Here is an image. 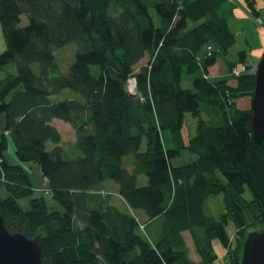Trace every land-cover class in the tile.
Here are the masks:
<instances>
[{
	"label": "trees",
	"instance_id": "obj_1",
	"mask_svg": "<svg viewBox=\"0 0 264 264\" xmlns=\"http://www.w3.org/2000/svg\"><path fill=\"white\" fill-rule=\"evenodd\" d=\"M227 2L0 0V69L16 65V74L0 79V215L11 233L40 234L42 264H196L185 232L198 264H215L214 241L228 264H241L247 234L264 228V138L254 142L250 108L236 107L252 96L254 73L208 75L236 41ZM245 3L258 16L256 0ZM66 46L75 48L74 60L62 72L55 52ZM246 57L242 50L237 61L225 59L229 72ZM132 77L135 95L127 90ZM233 78L236 86L228 84ZM186 114L196 119L188 143ZM53 119L74 130L77 157L65 156ZM9 140L17 162L37 166L48 195H36L28 172L7 161ZM183 151L196 158L174 164ZM106 182L143 223L112 205L111 194L99 196ZM220 195L223 211L214 216L207 203Z\"/></svg>",
	"mask_w": 264,
	"mask_h": 264
},
{
	"label": "rangeland",
	"instance_id": "obj_2",
	"mask_svg": "<svg viewBox=\"0 0 264 264\" xmlns=\"http://www.w3.org/2000/svg\"><path fill=\"white\" fill-rule=\"evenodd\" d=\"M255 6L257 9H259V7H263L264 6V0H257V4ZM233 8H231L228 5L225 8L224 14L231 13L230 11H233ZM262 12H264V11H262ZM22 23L24 25L27 23L26 19L24 17L22 18ZM242 26L246 29H249V30H253L254 28H256V26L253 23H251V21H249V20L237 21V20L231 18V28L234 32L237 33L235 36V39H236L235 44L231 48V50L229 51L226 58L219 57L217 59L216 65L210 71V75H209L210 78H219V77H225V76L229 75L230 72L228 70L229 69L228 66L226 65L225 59H227L228 61H232V62L237 61L238 60V52H240L242 50L247 51L248 54L249 53H251L253 55H260L261 54V50L259 49V45H261V43H262L261 35L258 38V37H253L252 35L249 34V35H247V38L245 40L244 36L242 35V32H241ZM238 33H240V34H238ZM5 49H6V43H5V39L3 36L1 24H0V54L3 53L5 51ZM74 52H75V48L73 46H66L63 49L57 50L55 52V55L58 59V63H59V66H60V69L62 70V72H65L67 70L68 66L74 60L73 59L74 58ZM148 61H149V57L145 56L136 65L135 71H138L141 66L146 65L148 63ZM36 68H37V66H35V70H36ZM91 72L94 76H96L98 74V68L96 66H93L91 68ZM6 74H16V65L14 63L7 65L2 70L0 69V79L2 77H4ZM228 84H230L231 86H236V80L233 78L228 82ZM183 86L184 87L187 86L186 82H183ZM65 94L68 95L67 92ZM65 94H62L61 97L64 98ZM67 95H66V97H67ZM71 95H75V94H71ZM250 102H251V97L241 98L237 101L236 107L240 108V109L241 108L242 109H248V108H250ZM201 117H202V119L211 122V118H213V115H211L209 117L206 113L203 112V113H201ZM60 122H62V121H60ZM60 122L57 121V123H56L57 128H59V126H58L59 124H62ZM3 127H4V116L2 114H0V134L3 131ZM195 128H196V119L193 118L190 114H186L185 119H184L183 128L181 130V137L185 143H188V140L194 135ZM60 132L59 133H60L61 139H62L61 146L64 149L65 156L67 158L77 157L79 155V152H78L77 147L75 145L76 138H75L74 130L71 127H68L67 129H64V128L61 129ZM167 135L168 134L166 133L165 136H167ZM50 148H51V145L49 143L48 149H50ZM5 155L9 161H11V160L15 161L14 146L10 140L8 141V146H7V150H6ZM195 158L196 157L194 155L188 153L187 151H183L180 157L173 160V163L174 164L188 163V162L194 160ZM16 163L19 164L22 168H24L28 172V174L32 177L33 181L37 184V186L33 185V187L35 189V194L36 195L39 194L40 196L41 195H43V196L48 195L47 194L48 193V187H47L46 181L43 180V182H44L43 183L36 176L35 171L38 170L37 166L32 165V164H27V163H19L17 161H16ZM0 181H2V180H0ZM145 184H146V179L144 177H140L139 182H138V186H143ZM114 185L115 184L113 182H106L104 184L102 191H101L102 193L99 196L104 198V197H106V195L111 194L112 197H111L110 203L112 205L114 204L121 211H125L127 213L132 214L133 216L137 217V219L139 220L140 223H143L145 216L139 211L130 210L128 208V206L118 196V193H117L118 190L115 188ZM5 194H6L5 191L1 190V195L4 196ZM245 196L247 198L250 197L248 194V191H246ZM25 200H28V199H24V200L20 201L22 206L25 205L24 204V202H26ZM46 201L50 205L51 209H54V210L57 209L60 211L62 210V208L58 204L50 201V199L48 197L46 198ZM207 208L209 209V211L214 216H217L221 211H223L222 196L220 195V196L213 197L212 199H210V201L207 204ZM235 231H236V226L234 225V223L230 222L227 226L228 235L231 238L234 237ZM251 231H252V229H251ZM37 235H40V234H36L35 236H37ZM184 237H185V240L187 242L188 249H189V258L196 264L200 263L201 259L199 258L198 254L196 253V249H195V246H194V243H193V240H192L190 234L188 232H185ZM213 247H214L215 253L217 255V260L215 261V264H228V261L226 259L227 251L221 246V244L218 241H214Z\"/></svg>",
	"mask_w": 264,
	"mask_h": 264
},
{
	"label": "water",
	"instance_id": "obj_3",
	"mask_svg": "<svg viewBox=\"0 0 264 264\" xmlns=\"http://www.w3.org/2000/svg\"><path fill=\"white\" fill-rule=\"evenodd\" d=\"M251 96V131L256 144L264 138V52L254 73ZM41 236L27 238L7 230L0 215V264H42ZM241 264H264V229L251 231L243 243Z\"/></svg>",
	"mask_w": 264,
	"mask_h": 264
},
{
	"label": "crops",
	"instance_id": "obj_4",
	"mask_svg": "<svg viewBox=\"0 0 264 264\" xmlns=\"http://www.w3.org/2000/svg\"><path fill=\"white\" fill-rule=\"evenodd\" d=\"M256 4H257V0H256ZM230 6L231 8H233V11H230L231 12V16H230V18H229V27H230V29H231V31L235 34V36H236V32H234L233 30H232V28H231V18L232 19H235V20H237V21H242V20H249V21H251V23H253L255 26H256V28H254L253 30H249V29H246V28H244L243 26L241 27L242 29V35L244 36V39L246 40V38H247V35H252L253 37H260V35H261V39H262V43H261V45H259V49L261 50V54L260 55H253V54H251V53H247V57H246V59H245V61H244V65H246L248 68H249V72H251V71H255V69H256V66H257V64H258V62H259V60H260V58H261V56H262V54H263V52H264V12H262V11H264V6L263 7H259V9H257V12H258V16H253L252 14H251V12L248 10V8H247V6H246V3H245V0H228V2L224 5V11H225V8L227 7V6ZM256 7V6H255ZM238 34H240V33H238ZM247 43V42H246ZM231 50V49H230ZM215 65H216V63H215ZM214 65V66H215ZM213 66V67H214ZM213 67H211L209 70H208V75H210V71L212 70V68ZM240 109V108H239ZM242 109V108H241ZM57 121H61V120H58V119H53L52 120V122H51V124L54 126V127H56L57 128V126H56V123H57ZM60 123H62V124H59L58 126H59V128H57V130L60 132V130L61 129H67L68 127H70L69 126V124H67V123H65V122H60ZM65 125V126H64ZM61 133V132H60ZM6 159H7V161L10 163V164H16V159H15V161L14 160H11V161H9L8 160V158L6 157ZM35 173H36V176L39 178V180L41 181V182H43V180H45V179H43V177L41 176V174L39 173V171L38 170H36L35 171ZM31 178V181H32V183H33V185H36L37 186V184L33 181V179H32V177H30ZM44 183V182H43ZM115 186V188L117 189V186L116 185H114ZM212 199V198H211ZM26 202H24V206L23 207H28V200H25ZM210 201V199L208 200V202ZM208 204V203H207ZM183 237H184V234H183ZM184 239H185V237H184ZM185 243H186V245H187V242H186V240H185ZM187 247H188V245H187Z\"/></svg>",
	"mask_w": 264,
	"mask_h": 264
},
{
	"label": "built area",
	"instance_id": "obj_5",
	"mask_svg": "<svg viewBox=\"0 0 264 264\" xmlns=\"http://www.w3.org/2000/svg\"><path fill=\"white\" fill-rule=\"evenodd\" d=\"M214 52V47L210 44H208L206 47H205V55L208 57V56H211V54ZM248 72V69L245 65H241L239 67H234L230 74L231 76L233 77H238L242 74H245ZM127 90L128 92L131 94V95H135L136 94V82H135V78L132 77L130 78L128 81H127ZM3 163V159L0 158V170H1V165ZM0 180H4L3 179V174H2V177H0Z\"/></svg>",
	"mask_w": 264,
	"mask_h": 264
},
{
	"label": "bare ground",
	"instance_id": "obj_6",
	"mask_svg": "<svg viewBox=\"0 0 264 264\" xmlns=\"http://www.w3.org/2000/svg\"><path fill=\"white\" fill-rule=\"evenodd\" d=\"M39 193V192H38Z\"/></svg>",
	"mask_w": 264,
	"mask_h": 264
}]
</instances>
